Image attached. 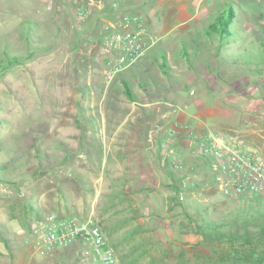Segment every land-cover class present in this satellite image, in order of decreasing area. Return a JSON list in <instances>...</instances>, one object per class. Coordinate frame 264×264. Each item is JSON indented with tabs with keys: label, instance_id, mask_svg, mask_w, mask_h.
<instances>
[{
	"label": "rangeland",
	"instance_id": "1",
	"mask_svg": "<svg viewBox=\"0 0 264 264\" xmlns=\"http://www.w3.org/2000/svg\"><path fill=\"white\" fill-rule=\"evenodd\" d=\"M59 2L0 0V63L3 66L0 69L1 238L6 233L10 237L13 233L11 222L25 220L32 213V203L36 204L38 199L80 208L86 198L89 208L96 205L97 213L102 211L112 195L106 185L96 196L93 179H97L100 172L108 174L110 158L116 153L130 151L131 142L141 130L140 123L139 127L133 124L136 119L148 125L149 131L156 121L164 122L162 117H157V112L141 107H157L158 104L169 107L162 99H169L172 104L177 99L174 86L167 92H139L130 76L124 73L131 71L127 70L129 67L106 81L105 73L111 64L110 54L101 46L106 22H116L127 12L144 22L148 30L144 44L148 49L141 61L148 58L147 65L154 72L157 86L163 72L157 63L150 62L155 53L162 63V53L168 52L169 59L185 69L188 64L185 50L192 51L182 43L172 44L171 36L162 39L159 36L181 22L198 28L207 25L210 13L221 3H231L239 9L237 18L247 21L242 25L248 32L247 38L264 37V0H126L117 1V10L111 9L108 2L103 12L92 14L77 27L69 7H60ZM174 33L173 38L177 39L179 31ZM194 52L192 61H208L215 66L214 48L204 52L198 45ZM146 78L155 88L152 78L148 75ZM123 81L135 90V105L125 97ZM215 81L220 89L218 94L219 91L224 96L231 94L233 101L224 102L226 107H220L219 114L210 112L212 136L222 139L225 145L254 154L264 164V74L234 76L224 82L215 78ZM35 154L40 158L39 164L34 160ZM196 168H192L196 175L194 195L188 199L189 205L184 201L187 209L176 208L171 217H166L174 222L169 228L171 232L166 225L163 229L154 223H122L124 214L115 211V204L109 216L92 215L101 231L105 227L112 236V241L107 240L119 264H264L263 246L242 247L203 241L196 234L191 222L196 223L201 218L222 222L243 209L242 205L248 210L255 207L253 202L240 204L237 201L240 197L220 194L214 182L203 188V184L213 180V173L208 167ZM86 179L89 182L80 185ZM249 196L252 200L258 198L255 194ZM79 208L70 216L81 220ZM184 210L189 216L183 217ZM30 220L32 222V217ZM186 223L191 233L188 241L180 233ZM141 228L148 231L130 234L131 229ZM26 233L22 243H15L13 247L25 261L32 259V264H40L43 258L35 253ZM63 255L71 264H82L71 255ZM248 256L250 261L244 263Z\"/></svg>",
	"mask_w": 264,
	"mask_h": 264
},
{
	"label": "crops",
	"instance_id": "2",
	"mask_svg": "<svg viewBox=\"0 0 264 264\" xmlns=\"http://www.w3.org/2000/svg\"><path fill=\"white\" fill-rule=\"evenodd\" d=\"M195 30V25L181 22L177 26L166 30L159 36L160 39L171 36L172 44L182 43L186 48H190L193 52L187 51L190 62L188 59V64L185 66V69H181L174 60L169 59L168 52H163L168 69V76L164 78L163 74L159 75L160 83L158 86H155L156 89L153 88L151 83L146 78V75L152 78L151 80L155 85L153 80L154 72L147 65L149 61L147 60L148 58L145 62H143L144 60L141 61L142 58H140L135 65L127 69L131 71L124 72L130 76V80L136 84L139 92H141V90L146 93L152 91L154 92L155 90L167 92L171 91V87L174 86L173 93L177 97L176 101L172 104L169 102V99H162V103L169 107H162L158 104L157 107L141 108H147L145 109L146 111L149 109L151 111H155L157 112V117H163L165 121L174 123L180 127L191 129L193 133L196 134V137L192 138L191 141L187 139L177 148L183 167L176 172L171 171L168 167H161L159 163V159L161 157V140L155 144L148 143L147 135L149 126L144 125L145 123L142 124L136 119L133 124L136 125V127H139L140 123L141 126L139 128H141V130L139 136L136 135V131L133 132L136 136L130 144V151H125L121 154L116 153L110 158L111 162L108 174L105 175L100 172L97 179H93V188L97 193L96 196L100 194L99 192L107 185L109 195H112L110 197L111 201L107 206L104 204L101 208L102 211L100 210L97 213V206L93 205L89 208L86 203L87 199H83L80 204L81 207L79 208V206H77L79 210H81V212L78 213L81 220L93 218L92 215L99 216L101 218L109 216L113 214L112 209H114V207H112V204H115V211H119L124 214V220L121 221L122 223L125 221H128L130 225L154 223L162 226V228L166 225L168 227V231L171 232L172 230L169 228L172 224L174 225V222L169 221L166 217H171L174 213V209L176 208H186V204L184 205V203L187 202L189 205L188 199L190 196L194 195L193 187L196 182L194 179L196 178V175L192 173V168L198 167L199 169H202L208 165L205 159H201L194 152L192 154L189 152L196 148L199 141H217L219 143H224L222 139L213 137L210 132L212 131L210 129V123H212L210 112H218L219 114L221 111L220 107H226L224 102L233 101V99L230 98L231 94L224 96V93L221 94V91H219L220 94H218V90L220 89L216 87L217 84L214 75L216 70L215 67L212 66V63L202 60L199 62L197 60L192 61L191 57H194V50L198 45L204 48V52L211 48L209 45H203L198 39L191 36ZM177 31H179L180 34L177 37L178 40L175 39V37L173 38V34H175L174 32ZM149 52H147V54H149ZM156 54L157 52L155 55ZM155 55L152 59H150V62L158 64V62L155 61L157 60ZM167 61L169 64H167ZM140 63L142 64L139 65ZM189 63H191L192 66H190ZM199 63L200 66H198ZM123 77L125 79L124 75ZM143 79H145L146 82H144ZM125 82L128 84L135 98V102H131V104L135 105L137 103L135 90L127 81ZM221 95L224 96V99H221ZM139 105L144 106L143 104ZM147 105L149 104H146L145 106ZM172 107H174V109L169 110ZM185 144H188L189 146ZM125 148L127 149V147ZM189 171L192 173L191 176H189ZM208 177L209 176L207 175V178ZM209 178H211V176ZM88 180L89 179L81 181L80 185L85 186V184L89 182ZM212 182H214V180L211 179L209 183L203 184V188H206L210 184L213 185ZM198 184H201V182ZM82 190L83 192H86L85 188H82ZM95 199L97 200V197ZM77 207L71 206V204L68 205L67 203L64 206L57 205L41 199H38L36 204L32 203V213H29L25 220H20L19 223L17 220L11 222L10 226L13 229V233L10 234V237H7V233L2 235V238L0 237V264H23V261L24 264H32V259H27L25 261V258H21L22 256L19 254L18 250L13 247V245L18 242L22 243L23 235L26 231H28L31 224L33 225L40 216L46 213H54L60 217L70 216L74 210L78 209ZM186 214L189 216V214L184 210L183 217H185ZM31 217L32 222L30 220ZM103 223L104 222H102V225ZM179 223L182 224V221ZM189 226L190 225L186 223L185 228L180 230V233L183 234L186 241L190 240L191 233ZM102 229L104 236L109 241H112V236H110L109 231L105 227H102ZM159 230L161 231L162 229L159 227ZM141 231L145 232L148 230L145 228L131 229L130 234L135 235ZM63 253H65L66 256L71 255L73 258L78 259V256L76 255V248L71 247L59 254L43 258V262L40 264H58V261L63 264H71V262L64 259ZM86 262L88 264V261Z\"/></svg>",
	"mask_w": 264,
	"mask_h": 264
},
{
	"label": "built area",
	"instance_id": "3",
	"mask_svg": "<svg viewBox=\"0 0 264 264\" xmlns=\"http://www.w3.org/2000/svg\"><path fill=\"white\" fill-rule=\"evenodd\" d=\"M50 4L57 0H49ZM59 6L69 7L77 22L92 14L103 12L110 2L117 10V1L126 0H59ZM113 1V2H111ZM148 30L137 15L127 12L116 22H106L102 31L101 46L110 54L105 79L111 81L122 70L131 67L145 54L148 47L144 41ZM164 120V118L162 117ZM196 137L191 129L174 123L156 121L148 132L147 142L160 139L161 167L176 172L182 168L176 147L185 140ZM163 140V141H162ZM207 161L217 191L223 195L240 197L255 194L264 198V164L252 153L228 146L217 141H199L195 152ZM35 253L41 258L59 254L75 247L82 264L91 260L97 264H119L117 256L104 236L99 225L92 218L79 220L72 216H58L46 213L40 216L26 233Z\"/></svg>",
	"mask_w": 264,
	"mask_h": 264
},
{
	"label": "trees",
	"instance_id": "4",
	"mask_svg": "<svg viewBox=\"0 0 264 264\" xmlns=\"http://www.w3.org/2000/svg\"><path fill=\"white\" fill-rule=\"evenodd\" d=\"M238 10L231 3H221L213 13H210L208 24H204L200 28L196 27V30L191 34L203 45L214 48L216 53L213 56L216 60L215 78L220 82L232 80L234 76L264 74V37L258 39L252 35L247 38L248 32L242 28L243 24H247V21L243 17L242 20L237 18L236 11ZM238 16L240 17L242 14L238 13ZM184 54L187 56L188 62L187 50ZM162 56V63L158 62V58L155 61L162 68L163 74L168 76L163 53ZM189 65L192 66L191 63ZM2 68L0 63V69ZM122 88L128 101L135 102L132 91L125 81L122 82ZM34 160L39 164L38 155L35 154ZM237 201L240 204L247 201L253 202L255 207L248 210L244 209L242 205L243 209L227 217L228 220L223 219L222 222L206 221L202 218L196 223L191 222L196 234L203 241L224 242L242 247H264V198L258 197L252 200L249 195H244L240 196ZM262 258L264 260V256ZM249 261L248 256L243 262L248 263Z\"/></svg>",
	"mask_w": 264,
	"mask_h": 264
}]
</instances>
